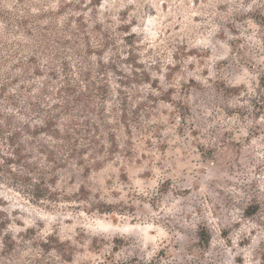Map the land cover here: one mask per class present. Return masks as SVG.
<instances>
[{
    "label": "clouds",
    "instance_id": "obj_1",
    "mask_svg": "<svg viewBox=\"0 0 264 264\" xmlns=\"http://www.w3.org/2000/svg\"><path fill=\"white\" fill-rule=\"evenodd\" d=\"M0 264H264V0H0Z\"/></svg>",
    "mask_w": 264,
    "mask_h": 264
}]
</instances>
